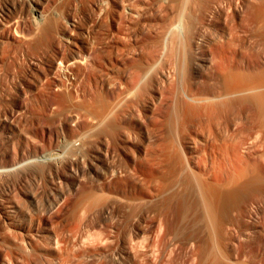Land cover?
Segmentation results:
<instances>
[{
	"label": "rangeland",
	"instance_id": "1",
	"mask_svg": "<svg viewBox=\"0 0 264 264\" xmlns=\"http://www.w3.org/2000/svg\"><path fill=\"white\" fill-rule=\"evenodd\" d=\"M60 1L62 0H59L57 4ZM191 2L192 0L188 3ZM1 3H3L2 0H0V11ZM76 3L77 8L86 9V5L81 6L79 2ZM57 4L56 8L60 6ZM185 7L187 14L196 10L195 13L201 12V19L197 23L198 40L196 39V42L199 43L197 49H193L191 53H194L198 63H201L200 67H203L204 62L201 61L204 58L210 60V49L215 44L214 36L219 32L222 23L210 19L208 9L198 8V11L199 6L195 3L187 4ZM70 10L68 13L72 16L74 6H71ZM65 13L64 15L67 16L68 13ZM168 14L167 18H170L171 14ZM79 18L78 23L84 25L85 22L81 15ZM132 23L133 21L131 23L124 21L119 25L120 38L118 40L117 38L110 39L111 42H107L105 38H101V44L99 41L101 34L97 35L99 28H95L94 36L99 41L97 43L95 40L97 43L95 53H105L101 51L107 45H104V41L114 43L116 52L114 48L111 50L115 53L111 55L112 57L122 56L124 59L123 56L127 58L128 52L139 53L142 48L150 47L154 37L153 31L166 26L169 20L154 19L150 22L152 24L150 32H147L146 26L140 28L142 25L139 23ZM132 32L134 34L131 36ZM27 33L29 34L27 25H22L15 33L16 37L20 38L18 42L16 40L12 43H0V264H208L205 250H212L210 248H213L214 252L217 251L218 256L215 255L218 257V264H264V187L262 186L264 180L261 178L264 170V139L261 136L246 137L245 144L247 146L250 144V147L243 152L241 148L238 150L239 153H243L242 155L245 154L244 157L247 158L245 161L249 160L250 163L247 165L248 162L242 161L244 164L240 162L236 167L237 170L246 169L244 178L234 182H238L239 186L230 181L228 184L226 178L227 183L224 178L220 182L226 185L224 186L223 183V188H220L224 194L217 186L216 189H219L220 194L224 196L219 198L220 195L219 199L216 197L218 200H213L215 203L213 221L210 220L212 217H208V220L205 216L207 214L203 211L204 205L199 192L197 193L199 191L198 182L195 183L194 178L193 183L191 179L187 187L190 188L189 190L184 186L175 185L174 177L168 182L169 184H166L168 190L162 193L163 195L159 194L164 199H169V203L165 206L166 209L162 206L164 211L154 206L162 203V197H157L159 195L153 197V199L158 198L159 202L156 200V204L152 202L154 200L150 201L152 204L147 202L153 207L140 200H136L138 205H140L139 202H145L144 205L147 204L145 207H149L144 208L143 205L135 207L132 199L125 198L126 193L119 188H110L102 181L101 174L108 169L111 163L109 159L103 157L102 145L99 142L101 138L94 134L100 128L99 118L79 108L80 105H94L95 99L102 94L103 90L93 84H89L84 92L72 88L71 102L62 108L58 104L55 105L53 100L47 97L50 96L52 89H47L46 82L59 78L60 72L54 68L47 71L50 58L40 57L34 54L40 52L33 51L32 54L31 50L26 49L25 38L22 37L27 38ZM175 44H172V49L170 48L166 53L187 52L186 47L182 46L185 44H176L177 46ZM65 45L71 47V44L66 43ZM181 46L184 49H181ZM64 52L69 53L67 49ZM48 53H54V51ZM98 57L103 62V67L100 69L103 74L109 78L123 77L120 74L122 65L119 58L110 62L105 55ZM179 59L181 60V56ZM55 61V65H59L58 60ZM175 61L176 56L167 54L164 62L166 65H171V63L174 65ZM41 70L45 72L41 74ZM32 81L37 82L35 86L28 83ZM136 104L131 103L128 104L130 107H126L128 113L125 112L126 115L124 114L125 116L120 120L125 126L124 129L129 127L132 120L129 115L139 112ZM112 105L114 111H117L120 108L119 100ZM140 116L144 118L145 121H142L146 122L145 124L148 123L147 127H150L149 115L146 113ZM142 128L137 129V136L143 130ZM40 131L45 133L44 141L40 140ZM90 133L96 135V138L93 149L88 150L85 141ZM8 135H13L17 140L26 143H23L24 146L19 144L21 149L14 153ZM205 135V132L186 134L187 139L195 136L199 141L197 147L200 148V150H191L189 155L194 158L195 162L190 163L187 171L196 174L199 169L208 176L211 172L218 171L219 167L211 164L212 157L215 154L220 159L224 147L222 146V149L221 142L215 141L213 136ZM237 137L239 136L230 138L229 140L232 141H228L231 144L228 143L234 146L239 140ZM144 144H146L145 139L142 146ZM5 147L9 151L6 155L3 153L6 150ZM143 147L141 148V153H143L140 158L143 159L140 160L141 165L147 163L148 158L151 157V155L147 157L148 153L144 155V151L150 154L151 147L149 146L150 150H146V146L144 150ZM122 148H118V151L126 155V147L124 146V150ZM144 157H147V161ZM138 162L135 165L136 168L132 169L134 171L137 169V182L142 179L146 181L147 185L145 183L146 186H143L149 189V192L153 190L152 187L154 190L161 189L166 183L165 180L160 179V176L151 177L142 166L143 169L140 170L137 168L140 164ZM251 164L253 167H250ZM221 169L227 175H232V173L235 175L234 172L237 171L235 167L228 166V164ZM133 172L132 174L136 173ZM145 173L147 176H144ZM250 174L255 177L252 179ZM127 176L124 174L118 178L125 179ZM138 176L146 178L140 180ZM206 176L204 175L205 178ZM210 179L208 176L207 180ZM242 180H247L248 184L242 185ZM160 182H162L161 188L158 186ZM216 184L218 185L217 182ZM232 185L236 188L234 189ZM231 190H234L233 193ZM174 193L175 195L182 193L185 196L184 201L187 200L185 203L188 202L187 206L190 205L187 210L181 209L183 210L181 212L180 208H176L178 201H176L177 198H174V201L172 197ZM151 207L156 209V213L155 218L152 215V225L147 227V222L141 220L138 214L149 208L152 211ZM152 212L154 213L155 210ZM140 228L145 229L141 231ZM197 246L205 252H203V258L201 257L202 262L196 259L199 258L198 256L194 257L196 260L193 258L192 249ZM22 247L28 250L33 249L30 252L32 258L29 256L28 260L25 257Z\"/></svg>",
	"mask_w": 264,
	"mask_h": 264
},
{
	"label": "bare ground",
	"instance_id": "2",
	"mask_svg": "<svg viewBox=\"0 0 264 264\" xmlns=\"http://www.w3.org/2000/svg\"><path fill=\"white\" fill-rule=\"evenodd\" d=\"M2 2L0 43H12L16 40L18 42L20 38L16 37V30L20 29L22 25H27L28 37H22L25 38L26 45L24 46L27 47L26 49L31 50L32 54L33 51L40 52L34 54L50 58L47 71L54 68L60 72L59 78L46 82L47 89H52L50 96L47 97L51 98L55 105L58 104L62 108L69 104L72 100V88L84 92L89 84H93L103 90L102 94L95 99L94 105H80L79 108L99 118L100 128L94 134L101 138L99 142L102 145L103 157L109 159L111 163L108 165V169L101 174L104 184L110 188H119L126 193L128 196L126 195L125 198L132 199L135 207L143 205L144 208H148L149 206L145 207L148 203L152 204L154 202L156 204L158 198L162 197L161 204L153 205L157 206L156 209L159 207L160 210H163L162 208L169 203L168 198L167 200L161 196L168 190L166 184H169L168 182L174 177L175 185L187 188L191 182L193 183L194 178L195 183L198 182V185L196 184L197 187L199 186L197 193L199 192L198 194L204 205L205 209L203 208V211L207 214L205 216L208 220L212 217L210 218L212 220L214 218V215L212 216L214 213L213 205L215 204L213 200H218L224 194L220 189L223 188L224 182L222 184L220 182L226 178L227 182L230 181L238 185V182H234L240 181L246 174L245 168L240 167L239 170L236 168L246 158L244 157L245 154L242 155L243 153H239L238 150L241 148L243 152L250 147V144H248L249 146L245 144L244 139L258 135L264 139V0H192V4L195 3L199 6L197 9H208L210 19L222 23L219 32L214 36L215 44L210 49V60L208 58L201 59V62H204V64L202 63L203 67H200L201 63H198L194 53H191L193 49H197L199 43L196 42V39L198 40L197 23L201 19V12L198 9L199 13H195L196 10L193 11L195 14L193 12L187 14L185 6L191 3L186 0H64L62 2L63 7L60 3L57 4L59 0H2ZM76 2H79L81 6L86 5V9L77 8ZM56 4L60 6L56 8ZM71 6H74L72 16L68 13V11H71ZM65 12L68 13L67 16L64 15ZM168 13L171 14L170 18H167ZM75 14H77L76 17ZM80 15L85 22L84 25L78 23L77 19ZM154 19L158 21L168 19L169 23L153 31L154 37L151 40L150 47L142 48L139 53L128 52L127 58L123 56L124 59L122 56H111L115 54L111 52L114 43L107 42L110 39L117 38L118 40L120 38L119 25L124 21L130 23L133 21L135 24L142 25L140 28L146 26L148 30L146 31L150 32L149 29L152 26L150 22ZM95 28L102 29L101 31L97 29V35H102L99 36V41L101 38H105V41H107L103 42L104 45L107 44L105 48L101 47L103 48L101 51L105 53H95L96 44L99 43L98 39H95L97 37L94 36ZM132 34L134 33L132 32L131 36ZM63 42L71 44V47L66 46ZM174 43L177 45L185 44V46H182L186 47L187 52L184 51L186 53L181 54L166 53ZM176 44L175 46H177ZM182 46L181 49H184ZM48 48L49 50H47ZM66 49L69 53L64 52ZM49 51H54V53H48ZM167 54L176 56L174 65L172 63L166 65L164 62ZM99 55H105L110 62L119 58L123 69L120 72L123 76L120 77L122 79L118 78L119 76L109 78L100 71L103 62L100 61ZM180 56L181 60L179 59ZM55 60H58L59 65H55ZM43 72L45 71H42L41 74ZM28 83L35 86L37 82ZM118 100L120 108L114 111L112 104ZM131 103H137L139 114L137 112V114L135 112L132 115L128 114L132 120L129 127L124 129L125 126L120 120L126 115V107H130L128 104ZM146 113L149 115L150 127H147L148 123L145 124L144 118L140 116L141 114L146 115ZM139 127H143L139 134L142 135L141 137L137 136L136 132ZM197 132L201 134L205 132V136H213L215 141L219 140L221 142V144L219 143L221 148L224 147L220 159L215 154L212 157V166L216 164L219 169L208 175L211 178L210 180H207L206 173L199 169L196 174L187 171L190 163L195 162L194 158L189 155L191 150H200V148L197 147L199 141L195 136L187 139L186 134H197ZM94 134L91 135L90 133L85 141L88 150L92 148L95 141L96 135ZM39 136L41 141L45 140L43 131H40ZM235 136H239L237 137L239 140L235 142L234 146H231L230 142L232 140L229 139ZM7 137L12 143L11 147L12 151H15L14 153L21 149L19 144L26 143L17 140L13 135ZM144 139L146 144L143 146H146V150H150L151 147L150 154L148 151H144V155L148 153L147 157L149 155L151 157L148 158L147 163L141 165L140 162L143 160L140 159L141 154H143L141 148ZM219 144L217 145L219 146ZM263 144L261 145L263 146ZM147 145L150 147L147 148ZM124 146L126 147V155L125 153L120 154L118 151L121 147L124 150ZM211 146L213 145L211 144ZM230 146L233 147L232 150ZM7 149L3 152L5 155L9 152ZM260 155L262 156V154ZM147 157H144L146 161ZM137 159H139V162ZM137 162L140 163L137 167L140 170L145 168L146 170H144L151 177L157 178V176H160V179L165 180L163 181L166 183L163 182L162 188L160 187L162 182L159 185L157 184L161 189L154 190V187H152L153 190L149 192V189L147 190L144 187L147 185L146 181L141 180V178L146 177L139 178L138 176L141 181L137 182V169L132 170ZM247 162V165L250 164L249 160ZM257 163L259 165L258 161ZM226 164L235 167L237 170L234 172L235 175L233 173L227 175L221 169ZM250 167H253V165ZM131 171L136 173L132 174ZM262 173L261 178L264 180V170ZM124 174L128 175V178H118ZM149 174L148 176H150ZM144 176H147V174ZM253 177L255 176L251 178L253 179ZM256 177L258 178V174ZM168 179L169 181H167ZM247 182V180L243 181L242 185L248 184ZM217 186L223 194H220L219 189H216ZM224 186H226L225 183ZM232 186L234 187V185ZM262 186L264 187V182ZM189 189L187 188V190ZM227 189L229 190V188ZM154 196L158 198L153 199ZM172 197L173 199L177 198L176 201H178L179 207H175L180 208V211L189 208L190 205L187 206L188 202L185 203L187 200L184 201L185 196L182 193H177V195L174 193ZM136 200L148 203L144 205L145 202H139L140 205H138ZM134 202L136 203L134 204ZM156 209L152 208V211L155 210L154 213L150 208L148 210L142 209L143 211L138 214L141 220L147 222V227L152 225V215L155 218ZM157 216L160 217L159 214ZM140 229L143 231L145 228ZM210 249L212 250H205V258L208 260V264H218V257L215 255L217 251L214 252L213 248ZM22 250L26 258L32 255L30 252L33 249L28 250L26 247H22ZM192 250L193 258L198 256L199 258L196 259L200 261L201 257L204 256L203 249L197 246ZM206 259L205 262H207Z\"/></svg>",
	"mask_w": 264,
	"mask_h": 264
}]
</instances>
